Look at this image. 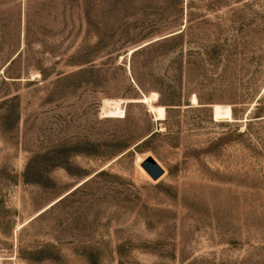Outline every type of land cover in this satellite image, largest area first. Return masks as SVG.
<instances>
[{
  "label": "rangeland",
  "instance_id": "obj_1",
  "mask_svg": "<svg viewBox=\"0 0 264 264\" xmlns=\"http://www.w3.org/2000/svg\"><path fill=\"white\" fill-rule=\"evenodd\" d=\"M0 264H264V0H0Z\"/></svg>",
  "mask_w": 264,
  "mask_h": 264
},
{
  "label": "water",
  "instance_id": "obj_2",
  "mask_svg": "<svg viewBox=\"0 0 264 264\" xmlns=\"http://www.w3.org/2000/svg\"><path fill=\"white\" fill-rule=\"evenodd\" d=\"M212 106V105H211ZM212 115H213V108H212ZM143 166L147 169V171L152 175L153 178H156L160 173H161V168L160 166L156 163L155 160H153L151 157L148 158L146 160L145 163H143ZM69 192V191H68ZM64 196V195H62ZM61 196V197H62ZM61 197H59L58 199H56L54 202H56L57 200H59ZM53 202V203H54ZM51 203V204H53ZM50 204V205H51ZM49 205V206H50ZM47 208V207H46ZM44 210V209H43ZM41 212V211H40Z\"/></svg>",
  "mask_w": 264,
  "mask_h": 264
},
{
  "label": "trees",
  "instance_id": "obj_3",
  "mask_svg": "<svg viewBox=\"0 0 264 264\" xmlns=\"http://www.w3.org/2000/svg\"><path fill=\"white\" fill-rule=\"evenodd\" d=\"M138 48H140V47H138ZM138 48H137V49H138ZM137 49H135V50H137ZM133 51H134V50H133ZM63 197H64V196H62L60 199H62ZM60 199H59V200H60ZM59 200H57V201H59ZM57 201H56V202H57ZM54 203H55V202H54ZM54 203H53V204H54Z\"/></svg>",
  "mask_w": 264,
  "mask_h": 264
},
{
  "label": "bare ground",
  "instance_id": "obj_4",
  "mask_svg": "<svg viewBox=\"0 0 264 264\" xmlns=\"http://www.w3.org/2000/svg\"><path fill=\"white\" fill-rule=\"evenodd\" d=\"M45 209V208H44ZM38 214V213H37ZM32 219V218H31Z\"/></svg>",
  "mask_w": 264,
  "mask_h": 264
}]
</instances>
